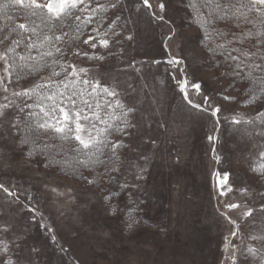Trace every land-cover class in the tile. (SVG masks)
<instances>
[{
  "label": "rangeland",
  "instance_id": "obj_1",
  "mask_svg": "<svg viewBox=\"0 0 264 264\" xmlns=\"http://www.w3.org/2000/svg\"><path fill=\"white\" fill-rule=\"evenodd\" d=\"M137 2L125 0L121 23L124 18L132 23L121 33L117 55L101 63L98 72L115 73L131 61L144 62L137 64L143 80L128 69L138 88L149 85L143 90L146 98L138 114L143 115L134 140L138 149L129 158L141 153L150 157L146 177L139 182V191L121 190L118 185L96 187L43 167L26 156L24 148L7 147L0 158V183L17 191L20 202L9 203L11 197L5 201L0 190V221L11 225L4 238L10 247L13 242L18 245L14 251L21 264H231L227 257L232 244L261 247L249 236L264 234V216L259 212L264 204V177L250 170L255 149L253 140L242 133L245 126L232 125L230 120L233 115L253 117L264 110L263 103L245 105L228 86L220 73L223 67L214 66L206 42L202 43L203 33L186 7L187 0H149L163 21L153 19L146 10L137 13ZM161 2L163 12L158 7ZM129 34L131 41L122 39ZM171 57L182 63L168 65ZM76 62L85 67L93 63ZM185 78L189 99L203 105L207 96L211 107L221 108L218 130L215 117L184 100L177 81ZM193 83L201 85L199 94ZM210 135L216 138L209 141ZM217 174L228 175L224 190L231 187L232 191L226 195H220ZM130 183L136 182L130 178ZM108 188L120 191L121 198L111 201L114 213L103 199ZM241 189H247V194ZM133 201L145 205L147 219L130 229ZM245 202L256 210L246 219L242 218ZM226 203H240L241 208L228 209ZM228 217L239 225L236 237L230 234L237 229ZM226 242H230L228 251ZM237 257V264H256L247 253Z\"/></svg>",
  "mask_w": 264,
  "mask_h": 264
},
{
  "label": "snow or ice",
  "instance_id": "obj_2",
  "mask_svg": "<svg viewBox=\"0 0 264 264\" xmlns=\"http://www.w3.org/2000/svg\"><path fill=\"white\" fill-rule=\"evenodd\" d=\"M134 6L137 13L146 10L153 19L164 20L163 15L153 11L149 0H139ZM158 7L160 12L165 9L162 2ZM186 7L203 33L202 43L206 42L214 66L224 67L222 75L233 81L230 87L245 86V105L264 103V0H187ZM125 8V0H0V158L9 146H27L25 155L43 156L45 167L58 166L62 171L70 167L80 179H87L83 170H88L93 179L87 182L96 187L104 182L125 191L140 190L139 182L146 177L150 157L141 153L130 159L129 153L138 149L134 140L143 120V115L138 114L146 98L143 90L149 85L138 88L128 76V69L143 80L137 64L144 62L131 61L126 67H117L115 73L98 72L101 63L117 55L121 33L132 23L128 18L121 23L120 13ZM122 39L131 41L133 37L129 34ZM81 59L93 62L92 66H81L76 62ZM181 63L176 57L167 60L173 67ZM177 84L192 108L216 118L218 130L221 108L211 107L207 96L203 105L189 99L186 78ZM191 87L200 93L199 83ZM230 123L245 126L242 133L253 140L255 149L250 154V170L264 177V110L256 111L253 117L233 115ZM215 138L208 137L209 141ZM213 158L220 159L216 155ZM217 175L220 195L231 192V187L224 190L228 175ZM130 178L136 183H130ZM0 190L5 201L11 197L14 199L9 203L20 202L17 191L2 183ZM106 190L108 195L103 199L114 213L111 201L120 191ZM241 192L247 194L248 190ZM31 198L29 194L28 199ZM224 207L238 209L241 204L226 203ZM244 208L242 218L253 217L256 210L246 202ZM259 212L264 216V204ZM228 219L237 229L230 234L236 237L239 225ZM136 223L130 214L128 227L131 229ZM10 229L7 221L0 223V237ZM249 239L261 247L248 244L240 248L232 244L227 257L231 264H237V253H247L256 264H264V234L250 235ZM229 243H225L226 251ZM17 247L14 242L10 247L0 238V264H21L14 251Z\"/></svg>",
  "mask_w": 264,
  "mask_h": 264
},
{
  "label": "trees",
  "instance_id": "obj_3",
  "mask_svg": "<svg viewBox=\"0 0 264 264\" xmlns=\"http://www.w3.org/2000/svg\"><path fill=\"white\" fill-rule=\"evenodd\" d=\"M218 26L223 27V25H218ZM228 28H225V30H228ZM224 71H225V68L223 67V71L220 72V73L222 74ZM223 77L228 81V86L230 87V85L233 83L231 78H228V77H225V76H223ZM244 87L245 86L243 84H240L238 88L237 87H231L236 92L235 95H240L243 101H245L247 99V96H246V94L243 91ZM263 108H264V103H263ZM23 148L25 149V152H26L27 151V146H25ZM30 159H32L33 161H38L39 163H41V165H44V163H45V159H44L43 156H38L37 155V156L31 157ZM57 159L59 160V159H61V157L57 156ZM43 167H45V166H43ZM45 168H47V169H49L51 171L57 172V173H61V174L63 173V175L72 177V178H74L76 180H83V181L86 180L87 181V179H92V177H93L92 174L88 170H83V175L87 179H80L79 175L72 173V170H71L70 167L67 168L65 171H62L60 169V167H58V166H50V167H45ZM104 184H106V183H104V182L101 183L102 186H104ZM118 198H121L120 195L118 197H116L115 199L117 200ZM133 203H134V201H133ZM134 206H135V208H133L134 219L135 220H139L138 221L139 223L143 222L144 218L146 220L147 217H145V211H146L145 205L143 206L141 204V202H139V203H136ZM0 223H1V221H0ZM0 238L5 239L4 237H0Z\"/></svg>",
  "mask_w": 264,
  "mask_h": 264
}]
</instances>
